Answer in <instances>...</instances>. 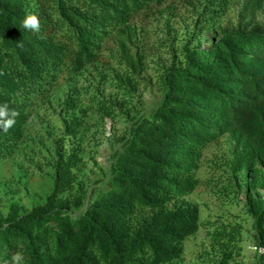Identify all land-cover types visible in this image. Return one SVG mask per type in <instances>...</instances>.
<instances>
[{"label": "trees", "instance_id": "obj_1", "mask_svg": "<svg viewBox=\"0 0 264 264\" xmlns=\"http://www.w3.org/2000/svg\"><path fill=\"white\" fill-rule=\"evenodd\" d=\"M167 1L0 0V105L17 113L11 127L0 126V163L19 148L35 96L65 71L77 73L98 60L107 38L128 30L134 14ZM229 2L203 0L201 17H221ZM262 10L264 0L246 1L235 27L181 47V60L163 69L160 99L130 116L108 174L87 191L76 189L82 118L68 117L55 147L50 193L28 212L13 203L0 217V264L179 262L184 241L201 226L200 209L187 196L198 184L202 151L227 134L233 181L225 188L244 191L255 245L264 249V19L251 23ZM28 14L38 16L39 32L23 27ZM124 55L126 76L118 81L134 88L143 56L138 50ZM65 102L67 110L77 108L74 96ZM115 107L101 108L112 116ZM237 228L217 224L211 232L222 245L219 264L233 259Z\"/></svg>", "mask_w": 264, "mask_h": 264}, {"label": "rangeland", "instance_id": "obj_2", "mask_svg": "<svg viewBox=\"0 0 264 264\" xmlns=\"http://www.w3.org/2000/svg\"><path fill=\"white\" fill-rule=\"evenodd\" d=\"M203 0H172L133 15L130 28L113 32L102 45L98 60L80 72L65 71L51 87L34 97L25 135L13 156L0 163V217L13 203L28 212L45 200L54 178L55 147L64 134L68 117L79 115L82 126L76 143L82 162L76 169L77 188L90 190L109 171V157L126 132L130 116L148 111L161 96V74L181 60V47L196 44L240 23L241 7L249 0H230L222 16L206 22L201 17ZM264 19V10L251 23ZM250 17L243 19L249 21ZM244 24V23H243ZM203 45H205L203 43ZM137 50L143 56V70L135 87L123 86L126 76L124 53ZM77 99V108L67 110V97ZM116 106L106 115L103 105ZM233 141L224 135L203 149L194 177L198 184L187 198L200 209L199 231L184 243L183 258L175 264H219L222 245L211 237L217 224L237 226L241 241L235 244L228 264H264V251L256 247L252 218L245 213L244 191L229 192ZM264 195V190H261Z\"/></svg>", "mask_w": 264, "mask_h": 264}, {"label": "clouds", "instance_id": "obj_3", "mask_svg": "<svg viewBox=\"0 0 264 264\" xmlns=\"http://www.w3.org/2000/svg\"><path fill=\"white\" fill-rule=\"evenodd\" d=\"M22 25L25 29H30L33 32H39L40 30V20L36 14L26 15L22 20ZM16 114L7 105H0V126L4 129L11 127L15 123Z\"/></svg>", "mask_w": 264, "mask_h": 264}]
</instances>
